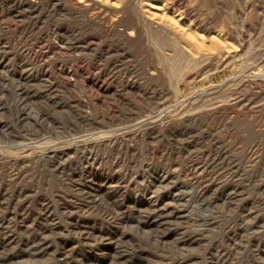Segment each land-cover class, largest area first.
<instances>
[{
  "label": "rangeland",
  "instance_id": "374dc122",
  "mask_svg": "<svg viewBox=\"0 0 264 264\" xmlns=\"http://www.w3.org/2000/svg\"><path fill=\"white\" fill-rule=\"evenodd\" d=\"M0 264H264V0H0Z\"/></svg>",
  "mask_w": 264,
  "mask_h": 264
},
{
  "label": "bare ground",
  "instance_id": "6f19581e",
  "mask_svg": "<svg viewBox=\"0 0 264 264\" xmlns=\"http://www.w3.org/2000/svg\"><path fill=\"white\" fill-rule=\"evenodd\" d=\"M111 1V0H110ZM142 1H144V0H142ZM72 3H73V1H72ZM49 4V3H48ZM62 5V4H61ZM59 7V6H58ZM61 7V6H60ZM64 9V8H63ZM75 9V8H74ZM80 9V8H79ZM70 11V10H69ZM80 11V10H79ZM108 16V15H107ZM105 17V16H104ZM194 18V17H193ZM66 31V30H65ZM107 31V30H106ZM62 35V34H61ZM66 37V36H65ZM134 37V36H133ZM54 45H55V43H54ZM165 88V87H164ZM144 120V119H143ZM140 122V121H139ZM142 122V121H141ZM134 124V123H133ZM25 144V143H24ZM51 145V144H50ZM29 147V146H28Z\"/></svg>",
  "mask_w": 264,
  "mask_h": 264
}]
</instances>
